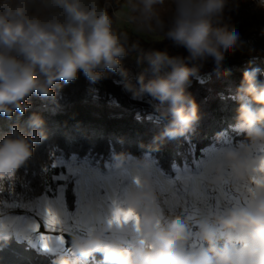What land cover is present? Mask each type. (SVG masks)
<instances>
[{
	"label": "clouds",
	"instance_id": "9594fccd",
	"mask_svg": "<svg viewBox=\"0 0 264 264\" xmlns=\"http://www.w3.org/2000/svg\"><path fill=\"white\" fill-rule=\"evenodd\" d=\"M241 2L123 0L110 14L111 0H0V116L23 117L33 95L53 99L61 82L69 84L81 72L92 85L112 73L119 74L122 90L132 99L149 98L164 124L155 142L185 137L200 120L198 104L188 92L193 78L199 79L209 60L219 72L229 54L245 47L249 56L256 52L228 15L238 12ZM255 4L264 12V0ZM130 30L140 36L162 35L187 55L144 51L138 39L131 40ZM260 35L264 37V28ZM131 51L138 53V66L146 64L136 83L122 63ZM261 77L264 70L246 68L233 93L238 107L231 127L244 139L211 149L199 173L186 171L190 189L201 186V174L210 189L251 184L248 202L199 212L183 207L165 211L152 162L114 153V171L101 187L117 186L119 206L134 210L138 221L109 225L111 209L105 212L90 197L81 214L87 227L71 234L70 250L55 252L51 264H86L97 254V264H264V184L252 183L264 167L259 151L264 146ZM26 124L27 131L14 123L0 136L3 184L14 181L34 146L47 138L40 114L33 113ZM9 228L0 224V240H9Z\"/></svg>",
	"mask_w": 264,
	"mask_h": 264
},
{
	"label": "trees",
	"instance_id": "16d2710c",
	"mask_svg": "<svg viewBox=\"0 0 264 264\" xmlns=\"http://www.w3.org/2000/svg\"><path fill=\"white\" fill-rule=\"evenodd\" d=\"M111 4L110 14L119 9L116 0H111ZM137 39L144 48L167 50L169 55H178L171 40L165 39L160 48V42L152 44L140 37ZM250 67L264 70V55L249 56L242 49L229 54L219 72L214 66L201 70L199 76L209 75L208 78L205 81L193 78L188 89L198 104L200 120L194 131L176 140L154 141L164 124L155 117L152 108L138 104L124 94L121 86L114 83V77L121 79L118 74L108 75L107 79L92 85L81 72L75 81L61 82L58 95L53 99L33 95L30 98L32 107L23 117L18 113L11 119L0 116V136L9 132L14 123L27 131L26 122L33 113L40 114L45 121L47 138L34 146L32 157L16 173L15 187L22 190L25 186L32 195H42L50 182L49 170L55 161L72 155L90 156L105 163L119 152L134 157L151 154L169 171L173 165H182L193 155H199L225 132L242 141L243 135H238L231 127L238 107L233 93L244 70ZM73 186L70 182V193ZM53 258L54 255L41 254L25 242L13 238L7 242L0 240V264H51ZM96 258L101 257L97 254Z\"/></svg>",
	"mask_w": 264,
	"mask_h": 264
},
{
	"label": "rangeland",
	"instance_id": "374dc122",
	"mask_svg": "<svg viewBox=\"0 0 264 264\" xmlns=\"http://www.w3.org/2000/svg\"><path fill=\"white\" fill-rule=\"evenodd\" d=\"M122 3L123 0H119V2L116 0L118 8ZM228 15L231 16V22L240 30L243 39L248 41L249 44L255 46L256 52L253 56L258 57L264 55V37L260 35L261 28H264V12L256 8L255 0H242L238 12H231L228 13ZM122 27L130 29L131 26L122 24ZM130 35L133 40L140 37L147 42H152V44L160 42V48L162 47V42L165 40L162 35L157 36L145 34L140 36L131 33V30ZM172 46L173 50L176 51L178 55H187L184 48L175 47L173 43ZM141 48L144 51L158 50L152 49L151 47L144 48L141 46ZM243 49L247 54V48L245 47ZM137 55V51H131L122 61L124 67L128 70L129 77L132 79L133 83H136V77L143 68L146 67V64L142 66L137 65ZM225 63H227V58ZM213 66L214 64L209 60L201 70ZM109 75L113 74L109 73ZM208 76L209 75L199 76V80L205 81ZM118 78L114 77V83L121 86L119 83L121 79ZM123 92L131 98L130 94L125 91ZM134 101L143 106L152 108L149 98ZM226 141H231L233 144L240 142L235 140L233 135L229 132H225L215 143L203 149L199 155H193L190 161H186L182 165H173L169 171L164 169L157 158L151 154H144L140 157L131 156L151 161L154 173L161 182L168 180L174 181L178 174L185 173L186 171L192 174H197L202 171L201 162L207 159L208 152L213 148L224 146ZM112 165V160L102 163L99 159L90 156L79 158L72 155L68 159L58 158L53 167L49 170L50 182L45 192L40 196L32 195L26 190L25 186L22 190H19L15 187L14 181L11 184H4L5 190L0 193V224H7L10 226V238L27 243L36 248L41 254L54 255L55 252H47L41 248L38 239L39 233L31 230L32 225L39 223L41 225L40 231H44V208L50 206L62 221V227L65 229L63 235L66 247L68 248L70 245L71 234L83 230L76 225L77 221L82 217V206L88 198L92 197L97 199L105 212L110 211L111 202L110 200H107L106 197H108L111 192L107 186L101 187V184L104 183L103 178L108 177L113 173L114 169ZM198 165H200V167H198ZM130 167H133V165H130ZM70 182H73L74 184L71 193L68 191ZM126 183L127 181H124L121 187ZM161 200H163L162 196ZM165 211H167V209H165ZM98 260L99 259L95 257L86 262V264H97Z\"/></svg>",
	"mask_w": 264,
	"mask_h": 264
},
{
	"label": "snow or ice",
	"instance_id": "6c2138e0",
	"mask_svg": "<svg viewBox=\"0 0 264 264\" xmlns=\"http://www.w3.org/2000/svg\"><path fill=\"white\" fill-rule=\"evenodd\" d=\"M259 151L264 153V146L259 148ZM261 163L264 164V156L261 157ZM200 167V165H198ZM3 177H0V193L4 192ZM187 172L177 175L176 179L161 182L158 180V187L161 196L163 197L162 204L168 211H173L183 207L184 209H194L199 212L201 208L211 209L213 206L219 208L220 206H227L232 203L239 204L241 202H248L249 195L253 192L251 184H226L219 189H210L204 183L205 177L201 174L198 179L200 187L190 189L188 186ZM139 183L137 178L135 181ZM252 183L264 184V167L260 170V176H253ZM111 194L106 197L110 200L111 217L108 219L109 225L123 224L127 222H137L138 216L134 210L126 209L119 206L117 202V186L111 185L108 187ZM77 227H87L83 217L77 221ZM41 225L39 223L31 226L33 232L39 233V243L41 248L47 252L69 251L66 247L62 227V221L52 207L44 208L43 228L40 231ZM195 246V245H194Z\"/></svg>",
	"mask_w": 264,
	"mask_h": 264
}]
</instances>
